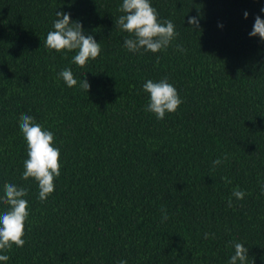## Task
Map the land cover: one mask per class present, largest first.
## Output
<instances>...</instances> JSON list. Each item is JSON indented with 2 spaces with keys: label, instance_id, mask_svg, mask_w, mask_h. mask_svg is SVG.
Returning <instances> with one entry per match:
<instances>
[{
  "label": "trees",
  "instance_id": "1",
  "mask_svg": "<svg viewBox=\"0 0 264 264\" xmlns=\"http://www.w3.org/2000/svg\"><path fill=\"white\" fill-rule=\"evenodd\" d=\"M119 3L0 0V190L28 188L30 209L26 242L6 250V264H228L233 241L247 245V264H264V40L248 36L264 16L259 0H152L179 34L158 53L122 46L129 33L115 23ZM56 10L101 45L84 67L72 63L74 51L43 43ZM64 67L85 74L88 92L57 78ZM164 76L183 102L158 120L144 110L141 85ZM24 115L52 130L61 149L45 201L22 178ZM235 185L246 195L228 207Z\"/></svg>",
  "mask_w": 264,
  "mask_h": 264
},
{
  "label": "clouds",
  "instance_id": "2",
  "mask_svg": "<svg viewBox=\"0 0 264 264\" xmlns=\"http://www.w3.org/2000/svg\"><path fill=\"white\" fill-rule=\"evenodd\" d=\"M260 13H264V0H259ZM118 11L121 15L115 20L121 31L129 33L123 39V47L132 53L152 52L158 53L167 50L179 35L174 22L170 19H161L158 10L153 6L152 0H120ZM249 12L243 11V18L247 19ZM187 23L193 30L199 28V19L189 16ZM218 27H223L218 24ZM249 37L259 36L264 40V16L257 14L250 31ZM44 45L49 50L62 52H75L71 57L72 63L84 67L89 60H95L101 54V45L93 35L86 33L82 21L72 18L67 11H55L52 28L43 39ZM177 51L184 53L186 49L182 44H176ZM159 60V57H157ZM57 78L69 87L90 89V84L85 78L77 79L71 67H64L57 72ZM141 90L147 96L144 106L146 112L155 115L158 120H163L166 114L175 112L182 104V98L175 85L167 76L154 80L145 78ZM19 130L26 145V158L23 160L22 178H32L38 188V198L41 201L48 199L55 190V179L61 175V149L55 144V134L44 127L31 115L19 118ZM217 157L212 161L213 168L227 160ZM226 183H231L227 177H222ZM29 189L8 183L0 190V264H6L10 259L6 250L13 245L23 247L25 244V224L30 215ZM246 192L235 185L232 194L227 199V206L232 207L233 200H243ZM260 195L264 196V182L260 183ZM162 221L168 219L166 210L162 209ZM214 235V234H212ZM209 233L204 237L208 238ZM234 249L228 258V264H247L248 247L245 243L231 242ZM118 264H128L126 259H120ZM253 264V262H252Z\"/></svg>",
  "mask_w": 264,
  "mask_h": 264
}]
</instances>
